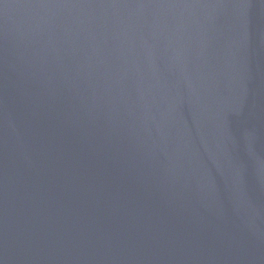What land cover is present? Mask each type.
<instances>
[{"label": "water", "instance_id": "95a60500", "mask_svg": "<svg viewBox=\"0 0 264 264\" xmlns=\"http://www.w3.org/2000/svg\"><path fill=\"white\" fill-rule=\"evenodd\" d=\"M0 264H264V0H0Z\"/></svg>", "mask_w": 264, "mask_h": 264}]
</instances>
